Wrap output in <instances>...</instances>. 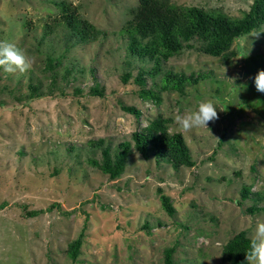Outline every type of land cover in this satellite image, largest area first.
<instances>
[{
  "label": "rangeland",
  "instance_id": "rangeland-1",
  "mask_svg": "<svg viewBox=\"0 0 264 264\" xmlns=\"http://www.w3.org/2000/svg\"><path fill=\"white\" fill-rule=\"evenodd\" d=\"M67 1L105 34L69 50L58 70L75 69L53 83L44 59L62 51L59 33L39 40L56 5L0 0V40L15 43L32 61L24 73L0 68V264H164L165 249L172 246V264H227L224 244L243 229L252 237L257 222L264 221V212L247 213L253 200L241 197L244 185L264 193V92L255 86L264 70V25L234 42L237 55L231 61L204 53L195 40L194 48L164 62L167 70L208 75L183 93L162 91L157 104L139 95L134 81L139 63H125L127 42L120 29L138 0ZM171 1L238 17L253 2ZM128 70L132 77L125 82ZM39 81L45 96L29 100L31 83ZM96 83L103 95L90 93ZM206 100L216 104L218 119L209 128L181 130L175 116L198 110ZM123 106H135L141 115ZM158 115L171 118L170 131L184 135L193 167L176 169L154 154L145 159L133 151L124 173L111 179L90 163L102 156L92 142L103 138L115 149ZM158 188L171 197L173 215L162 207ZM54 202L71 213L55 208L26 215ZM81 232L83 244L73 262L67 247Z\"/></svg>",
  "mask_w": 264,
  "mask_h": 264
},
{
  "label": "trees",
  "instance_id": "trees-1",
  "mask_svg": "<svg viewBox=\"0 0 264 264\" xmlns=\"http://www.w3.org/2000/svg\"><path fill=\"white\" fill-rule=\"evenodd\" d=\"M57 7L55 15H49L44 20L43 34L39 43L59 33V41L62 51L57 55L47 53L44 64L45 70L50 71L52 82L56 83L59 76L68 79L75 67L66 66L60 74L58 68L64 64L62 59L66 53L79 44L89 43L100 38L105 31L85 18L78 5L67 0H52ZM264 25V0H253L250 9L242 16H230L222 10H207L197 5H179L171 0H138L132 9L131 16L121 27L120 32L126 38V59L128 67L133 63H139L138 73L134 77L135 83L140 87L139 95L143 99H151L159 104L162 100L161 92L175 90L183 93L187 86L196 85L208 73H186L164 69V62L171 57L180 54L183 50L194 48L195 40L201 42L200 50L204 53L220 57L224 61H231L237 55L233 49L234 42ZM64 49V50H63ZM41 51L40 47L38 48ZM152 61V66H146L144 62ZM1 68V67H0ZM161 74V80L157 77ZM132 77L128 70L123 75L125 82ZM152 80V86L147 87V78ZM1 79V76H0ZM29 100L45 96L40 90L41 81L31 83ZM76 93H82L80 88ZM93 95H103V89L96 83L90 88ZM63 95L68 93L63 92ZM0 106L4 103L0 101ZM125 110L141 115V111L135 106H123ZM171 118L158 115L146 126L132 133V141L126 140L118 144L115 149L111 145H105L103 138L92 142V147H100L101 159L89 158L90 163L107 174L111 179L119 178L125 171L127 161L133 151H137L143 158L149 159L153 154L157 160H166L174 168L193 167L191 149L184 135L180 132H171ZM134 148V149H133ZM251 186L244 185L241 189L243 200L251 198L253 203L246 208L247 213L256 214L264 212V193L252 191ZM162 207L170 215L176 212L171 197L158 188ZM26 209V206H24ZM55 208L63 210V214L70 211L62 209L59 202L51 203L47 208L28 210V217H36L44 212L53 211ZM84 232L69 242L68 256L72 261H77L83 244ZM252 237L243 229L234 234L223 246V258L227 264H248L247 251ZM175 247L165 249V263L172 264Z\"/></svg>",
  "mask_w": 264,
  "mask_h": 264
},
{
  "label": "clouds",
  "instance_id": "clouds-1",
  "mask_svg": "<svg viewBox=\"0 0 264 264\" xmlns=\"http://www.w3.org/2000/svg\"><path fill=\"white\" fill-rule=\"evenodd\" d=\"M0 67H3L7 73H16L17 71L24 73L31 69L32 61L15 43L0 40ZM255 86L257 91L264 92V70H260L256 75ZM216 119H218L217 106L212 100L202 101L198 110L192 113L175 116L176 124L185 131L208 127L209 122ZM246 258L248 264H264V221L257 222Z\"/></svg>",
  "mask_w": 264,
  "mask_h": 264
}]
</instances>
